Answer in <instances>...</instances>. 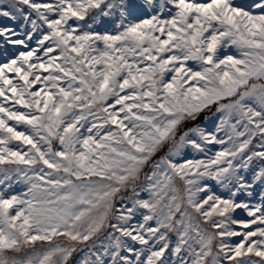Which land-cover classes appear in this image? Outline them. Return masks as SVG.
Wrapping results in <instances>:
<instances>
[{"label": "snow or ice", "instance_id": "snow-or-ice-1", "mask_svg": "<svg viewBox=\"0 0 264 264\" xmlns=\"http://www.w3.org/2000/svg\"><path fill=\"white\" fill-rule=\"evenodd\" d=\"M0 264H264V0H0Z\"/></svg>", "mask_w": 264, "mask_h": 264}, {"label": "rangeland", "instance_id": "rangeland-1", "mask_svg": "<svg viewBox=\"0 0 264 264\" xmlns=\"http://www.w3.org/2000/svg\"><path fill=\"white\" fill-rule=\"evenodd\" d=\"M205 115H207L210 119L205 120ZM217 122H218V116H213L211 113L203 114V116L199 118V120L197 121V123H200L202 124V126L208 127V128L214 127V123H217ZM142 195L146 196V194H142Z\"/></svg>", "mask_w": 264, "mask_h": 264}, {"label": "trees", "instance_id": "trees-1", "mask_svg": "<svg viewBox=\"0 0 264 264\" xmlns=\"http://www.w3.org/2000/svg\"><path fill=\"white\" fill-rule=\"evenodd\" d=\"M203 115L200 116V118L202 117Z\"/></svg>", "mask_w": 264, "mask_h": 264}]
</instances>
